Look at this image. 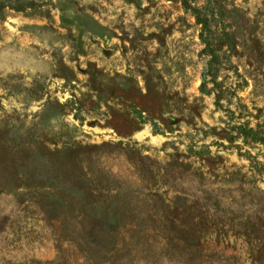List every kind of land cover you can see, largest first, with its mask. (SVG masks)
<instances>
[{
    "label": "rangeland",
    "instance_id": "1",
    "mask_svg": "<svg viewBox=\"0 0 264 264\" xmlns=\"http://www.w3.org/2000/svg\"><path fill=\"white\" fill-rule=\"evenodd\" d=\"M0 264H264V0H0Z\"/></svg>",
    "mask_w": 264,
    "mask_h": 264
}]
</instances>
